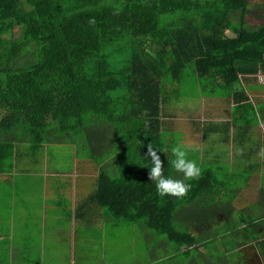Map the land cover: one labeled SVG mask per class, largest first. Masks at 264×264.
<instances>
[{
  "label": "trees",
  "instance_id": "obj_1",
  "mask_svg": "<svg viewBox=\"0 0 264 264\" xmlns=\"http://www.w3.org/2000/svg\"><path fill=\"white\" fill-rule=\"evenodd\" d=\"M188 69L200 97L248 100L243 79L264 73V0H0V171L25 147L36 157L69 145L98 163L112 225L145 240L133 263L99 253L87 264H238L262 247L264 192L243 206L202 172L185 197H162L148 179L149 143L182 178L170 163L183 144L176 118L196 101L172 104L171 86Z\"/></svg>",
  "mask_w": 264,
  "mask_h": 264
},
{
  "label": "crops",
  "instance_id": "obj_2",
  "mask_svg": "<svg viewBox=\"0 0 264 264\" xmlns=\"http://www.w3.org/2000/svg\"><path fill=\"white\" fill-rule=\"evenodd\" d=\"M260 75L264 73L242 81L248 100L202 96L189 105L186 116L176 118L185 121L177 129L189 158L203 173L216 176L217 190L233 188L238 198H250L248 205L264 192ZM27 148L12 167L0 171V264H87L99 259L93 249L95 230L102 229L103 237L113 221L97 196L98 163L70 156L72 151L59 146H47L36 157Z\"/></svg>",
  "mask_w": 264,
  "mask_h": 264
},
{
  "label": "rangeland",
  "instance_id": "obj_3",
  "mask_svg": "<svg viewBox=\"0 0 264 264\" xmlns=\"http://www.w3.org/2000/svg\"><path fill=\"white\" fill-rule=\"evenodd\" d=\"M256 10V9H254ZM253 11L248 16V19L253 23H259L261 19L255 18L252 14ZM19 32L17 31V34ZM17 37V36H16ZM188 75L185 77V81L171 86V101L172 104L176 106H181L185 100L200 101L202 99L201 94L203 89L196 78V74L192 69H188ZM260 79H264L263 75H260ZM260 88L264 90V85H260ZM200 97V98H199ZM71 146L66 145L65 148H70ZM242 183H236L235 188L239 187ZM254 202V200L252 199ZM255 201L261 202V198L258 197ZM237 204L240 202L243 206L250 203V198L243 195L237 199ZM264 202V201H263ZM109 225L106 228L105 235L101 237L102 229L95 230L96 243L93 245L95 250L94 256L97 257L99 253L101 257H106L109 260L110 257L120 256L123 260L130 259V263L135 262L136 256L138 254H144L145 240L141 236V229L137 228L135 225L124 222L120 224ZM99 234V236H97ZM99 239V242H98ZM99 257V256H98ZM235 260L238 264H264V238L262 239V247L259 246H248L241 254L236 255Z\"/></svg>",
  "mask_w": 264,
  "mask_h": 264
},
{
  "label": "clouds",
  "instance_id": "obj_4",
  "mask_svg": "<svg viewBox=\"0 0 264 264\" xmlns=\"http://www.w3.org/2000/svg\"><path fill=\"white\" fill-rule=\"evenodd\" d=\"M146 156L151 158L152 166L148 168V179L155 182L157 193L160 196L185 197L192 185L186 181L198 180L202 175V169L194 159L189 158V153L183 144H177L171 148L173 159L171 166L182 178L166 176L164 173V160L160 152L151 143L146 145Z\"/></svg>",
  "mask_w": 264,
  "mask_h": 264
},
{
  "label": "built area",
  "instance_id": "obj_5",
  "mask_svg": "<svg viewBox=\"0 0 264 264\" xmlns=\"http://www.w3.org/2000/svg\"><path fill=\"white\" fill-rule=\"evenodd\" d=\"M264 76V75H263ZM264 80V79H263Z\"/></svg>",
  "mask_w": 264,
  "mask_h": 264
}]
</instances>
